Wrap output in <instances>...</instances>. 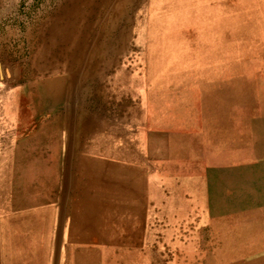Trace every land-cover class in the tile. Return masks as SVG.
Listing matches in <instances>:
<instances>
[{
    "label": "rangeland",
    "instance_id": "1",
    "mask_svg": "<svg viewBox=\"0 0 264 264\" xmlns=\"http://www.w3.org/2000/svg\"><path fill=\"white\" fill-rule=\"evenodd\" d=\"M129 2L95 41L82 0H0L1 200L44 202L0 211V264H264V0Z\"/></svg>",
    "mask_w": 264,
    "mask_h": 264
},
{
    "label": "crops",
    "instance_id": "2",
    "mask_svg": "<svg viewBox=\"0 0 264 264\" xmlns=\"http://www.w3.org/2000/svg\"><path fill=\"white\" fill-rule=\"evenodd\" d=\"M89 122V121H88ZM86 123L85 124V128H81V129H76L75 128V133H74V144H77L79 141H77L76 138H78L79 140V137L78 135H82L84 133H89L90 135H97L100 130L103 129L102 126H100L99 124H95V123ZM81 131V132H80ZM91 161H93V159L89 158L85 161L84 165H83V168H79V172L80 174L82 175V177L79 179V180H75L74 182L77 184V183H80V186H77L76 188L79 190H84V193L85 195L82 197V200H79V201H73V215L74 216H78V213L81 212L82 210V206L83 205H87L89 199H90V196L92 195L91 192H90V163ZM96 161H100V160H96ZM101 162V161H100ZM106 163V162H105ZM109 164V163H107ZM112 166V170L110 172L107 171L106 174H109V177L112 178L113 181L115 182H118L117 184H119V181L117 179V175H118V172L120 171H116L115 168H114V165L113 164H109ZM6 165V166H3L1 165L0 166V170L2 171L4 168L6 167H9L10 169L8 170V173L9 176L8 178H11L12 179H16L17 176L19 175L17 173V170L14 168V166L12 165ZM121 172H123L121 170ZM3 174V173H2ZM27 179H31L33 180L35 183L37 182V184L40 186L41 183H43L44 185H46V182H47V185L45 186V191H49L50 188H48V183H50V179H51V175L50 173H46V174H42V176H39L37 175L36 173V170L35 168H33L31 171H29V174H27ZM83 182H85L83 184ZM1 183V181H0ZM52 183V182H51ZM55 182H53L52 184H54ZM122 183V181L120 182V184ZM39 186H38V189H39ZM52 186V185H51ZM50 186V187H51ZM93 188H96V185L94 184V187ZM122 188V187H121ZM3 189H4V186H3ZM37 189V190H38ZM41 189V188H40ZM7 193L6 195H9V194H12L13 196V192H12V189L11 187H9L8 185V189H7ZM14 190V189H13ZM124 190V189H123ZM3 191V190H2ZM6 191H4L5 193ZM75 192L77 193V191L75 190ZM123 192V191H122ZM121 192V195L123 194L124 196H131L130 193H129V190L125 191L124 190V193ZM36 193V189L34 190H30V189H27V188H22V190H20V193L14 195L13 198H9L7 197L5 200H4V203L2 202V192L0 193V211L2 212H12V213H17L18 211H31L33 210L35 207H37L39 204H43L44 202H40L39 204H35L31 201V198L32 196H34V194ZM98 192H96L97 194ZM46 194H49L50 195V192H46ZM105 192L102 193V195L104 196ZM99 195V193H98ZM97 195V196H98ZM48 196L46 195V198ZM98 199H100V197H98ZM75 203L77 205H75ZM89 204V203H88Z\"/></svg>",
    "mask_w": 264,
    "mask_h": 264
},
{
    "label": "bare ground",
    "instance_id": "3",
    "mask_svg": "<svg viewBox=\"0 0 264 264\" xmlns=\"http://www.w3.org/2000/svg\"><path fill=\"white\" fill-rule=\"evenodd\" d=\"M130 4H131V2H129V0H82V3L80 5H74L72 8L74 14H76V17L73 18V20H76L78 17L82 18V20H84L87 23V27H86L87 37L89 36L88 34H90L92 31V35L95 36V41H96L97 40L96 38H99V36H100V31H101L102 27L107 23H111V21H113V17H115V16L122 18L125 15V12L128 10V7ZM87 10L89 12H87V15L85 16L84 13ZM80 11H82V12H80ZM94 12H96V16H92L91 13L94 14ZM253 20H255V19H253ZM95 26L97 28L95 31H93L92 29ZM255 26H256V24H255ZM65 29H66V27L65 28L60 27L59 35L64 36L68 40V37L66 36L67 32H65ZM71 29H73V33H72L73 35L75 34V32L80 31V27L78 25H77V27H74ZM88 39H89V37H88ZM68 41H71V39ZM73 41L76 42V40H73ZM89 43H90V41H89ZM89 47H91V46L89 45ZM89 47H88V49H90ZM86 51L87 50H85V53H86ZM81 66H83V65H81ZM100 164H101V162H99V161H96V163H95V161L90 163V169L92 170V167L94 168V170L92 172H94L96 179L99 178L101 173H103V169L99 168ZM112 190L119 191L120 188L118 186H114L113 188H111V191Z\"/></svg>",
    "mask_w": 264,
    "mask_h": 264
}]
</instances>
